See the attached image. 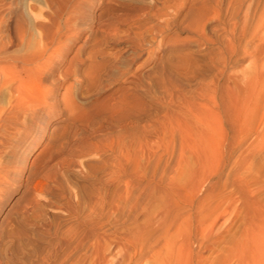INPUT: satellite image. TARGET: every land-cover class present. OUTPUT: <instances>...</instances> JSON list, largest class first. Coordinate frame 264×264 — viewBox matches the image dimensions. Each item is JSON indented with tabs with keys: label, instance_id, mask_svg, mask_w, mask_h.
I'll return each mask as SVG.
<instances>
[{
	"label": "rangeland",
	"instance_id": "1",
	"mask_svg": "<svg viewBox=\"0 0 264 264\" xmlns=\"http://www.w3.org/2000/svg\"><path fill=\"white\" fill-rule=\"evenodd\" d=\"M0 77V264H264V0H0Z\"/></svg>",
	"mask_w": 264,
	"mask_h": 264
},
{
	"label": "bare ground",
	"instance_id": "2",
	"mask_svg": "<svg viewBox=\"0 0 264 264\" xmlns=\"http://www.w3.org/2000/svg\"><path fill=\"white\" fill-rule=\"evenodd\" d=\"M17 34H18V33H17ZM8 38H9V39H7V43H8V40H10V43H12V44H9V45L12 46V45L15 43V40H19V42H20V40L23 41L24 34H23V33H19L18 36H17V35H14V34H9V35H8ZM17 42H18V41H17ZM14 45H16V44H14ZM17 45H18V44H17ZM43 48H44V47H43ZM56 48H57V47H56ZM57 49H58V48H57ZM53 51H54V50H53ZM34 52H35V51H34ZM44 52H45V54H46L48 51H47V52L44 51ZM37 53H39V52H37ZM32 54H33V53H32ZM39 54H40V53H39ZM35 55H36V53H35ZM29 56H30V55H28V57H29ZM49 56H50V55H48V57H47L48 59H49ZM26 57H27V56H26ZM26 57H24V58H26ZM28 57H27V58H28ZM45 57H46V56H45ZM24 58H23V59H24ZM29 58H30V57H29ZM36 59H37V58H36ZM51 59H52V58L50 57L49 60H51ZM26 60H27V59H26ZM40 60H42V59H40ZM40 60L37 61L38 64H35V63H34V65H36L35 67H33V68H31V69H28L27 71L33 72L32 75H34V72H36V71L38 72L39 70H42L44 67H46V63H44L43 61H42L43 63H40ZM44 60H45V58H44ZM30 61H31V60H30ZM35 62H36V61H35ZM46 62H47V59H46ZM49 62H50V61H49ZM23 63H24V61H23ZM29 63H30V62H29ZM29 63H28V64H29ZM31 63H32V62H31ZM47 65H49V64H47ZM1 70H2V73H4V72H5V71H4V70H5V67H2ZM23 70H24V69H23ZM37 72H36V73H37ZM43 72H44V71H43ZM4 74H5V73H4ZM29 74H30V73H29ZM77 75H79V74H77ZM1 78H3V77H0V81H1ZM41 78H43V77H41ZM37 79H38V78H37ZM29 80H30V79H29ZM34 80H35V79H34ZM31 81H32V80H31ZM31 81H30V82H29V81H24L23 84L21 83V84H22V89H20V90H25V91H23L22 94H25V93L28 94V93L32 92L31 89H33V88H34V90H35L36 86H33V83H35V82L32 83ZM39 82H40V81H39ZM41 83H42V81H41ZM2 84H3V83H2ZM35 84H37V83H35ZM0 85H1V83H0ZM32 86H33V88H32ZM38 86H39V85L37 84V88H38ZM17 87H18V86H17ZM39 88H41V86H40ZM15 89H18V88H15ZM41 89H42V88H41ZM39 90H40V89H39ZM39 90H38V91H39ZM21 92H22V91H21ZM24 92H25V93H24ZM35 92H37V89H36ZM40 92H41V90H40ZM40 92H39V93H40ZM17 93H18V94H17ZM32 93H33V92H32ZM16 94L19 95V91H18V90H17ZM22 94H21V95H22ZM26 94H25V95H26ZM45 94H46V93H45ZM28 95H29V94H28ZM40 95H41V93H40ZM23 96H24V95H23ZM35 96H36V95H35ZM18 97L20 98L21 96L19 95ZM26 97H27V96H26ZM32 97H33V96H32ZM32 97H31V98H32ZM46 97H47V96H46ZM21 98H22V97H21ZM28 98H29V97H28ZM28 98H27V99H28ZM33 98H34V97H33ZM39 99H40V98H39ZM34 100H35V99H34ZM27 101H28V100H27ZM29 101H30V100H29ZM33 102H34V101H33Z\"/></svg>",
	"mask_w": 264,
	"mask_h": 264
}]
</instances>
